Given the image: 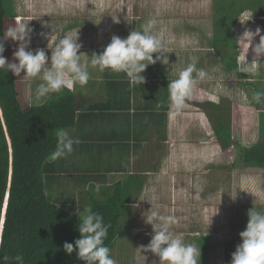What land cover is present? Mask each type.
Returning <instances> with one entry per match:
<instances>
[{
	"label": "rangeland",
	"instance_id": "rangeland-1",
	"mask_svg": "<svg viewBox=\"0 0 264 264\" xmlns=\"http://www.w3.org/2000/svg\"><path fill=\"white\" fill-rule=\"evenodd\" d=\"M253 2L235 0L228 13L234 14L240 6L252 7ZM11 5L12 13L6 12L9 27L28 22L32 29L28 50L34 52L41 48L49 58L52 52L49 47H54L57 38L65 34L78 31L80 52L84 53V48L104 49L113 35L125 38L131 31L141 30L147 20L155 19L154 32L162 36L172 52L169 66L173 67L174 76L192 63L206 71L207 77L198 80L191 98L179 110L183 117L178 116L180 121L175 122L173 137L167 140L169 158L157 175L147 180L142 196L149 202L138 201L136 209L131 207L133 202L127 201L121 206L110 255L115 264H153V261L158 264L159 257L142 252L147 257L145 261L139 249L154 234L152 226L144 222L143 213L158 211L165 217L175 218L172 230L182 233L186 243L201 248L199 238L206 237L207 249L204 259L201 250L200 264H230L238 244L229 248L227 242L241 238L239 233L246 228L249 209L264 212V171L240 168L235 149H225L215 135V113L222 110L236 144L264 141V101L256 103L252 99L255 92H264V55L253 62L255 72L242 73L238 58L243 53L236 45V39L246 28L255 31L259 27L260 35H264V16L258 11L264 7V1L257 10L248 8L237 13L231 27L232 47L221 45L217 39L213 0H12ZM245 13L252 14V18L241 24L238 18ZM259 39L260 36L253 39L246 55L249 63L256 58L252 47ZM16 47H11V62H18L13 61ZM233 54L238 65L236 72L227 69L224 63ZM85 59L81 54V63L87 64L91 71L93 66ZM23 75L22 71L20 77L16 76L21 105L41 104L51 96L52 93L35 100L33 92L43 81L40 77L25 79ZM209 95L217 97L218 102L209 100ZM225 164L232 167L227 168ZM85 175L81 170H70L54 181H46V193L69 212L70 221L79 220L77 207L82 211L90 206L89 192L97 195ZM241 178L246 179L249 192L239 189Z\"/></svg>",
	"mask_w": 264,
	"mask_h": 264
},
{
	"label": "trees",
	"instance_id": "trees-1",
	"mask_svg": "<svg viewBox=\"0 0 264 264\" xmlns=\"http://www.w3.org/2000/svg\"><path fill=\"white\" fill-rule=\"evenodd\" d=\"M11 1L0 0V39L9 28L6 12L12 13ZM262 1L254 0L250 4L252 7L240 6L237 12L229 15L228 8L235 0H213L214 30L221 45H234L231 27L237 13L248 8L257 10ZM258 11L264 16V7ZM4 44L3 55L11 62V47L17 46L18 42L8 38ZM224 63L227 69L238 70L236 54L230 56L228 62L224 59ZM16 81L11 71L0 70V232L3 239L0 260L5 254L10 257L19 254L24 257V264H85L78 259L75 245L71 254L63 249L65 242L74 244L80 238L77 230L79 220L70 221L69 212L53 201L45 190L50 166L48 157L57 143L55 133L60 128L68 129L75 124L74 94L64 89L60 93H52L41 104L23 106L18 99ZM210 104L220 108L213 102ZM219 112L221 114L215 113V135L224 148L235 149V159L240 168L264 171V141L254 142L250 147L236 144L222 110L219 109ZM225 166L230 168L232 164ZM125 202L120 182L103 190L100 198L91 196L89 199L92 210L103 216L105 224L111 225L105 240L110 249L118 232L121 206ZM241 242L238 238L228 241L227 246L231 248ZM199 243L204 259L206 237L199 238Z\"/></svg>",
	"mask_w": 264,
	"mask_h": 264
},
{
	"label": "clouds",
	"instance_id": "clouds-1",
	"mask_svg": "<svg viewBox=\"0 0 264 264\" xmlns=\"http://www.w3.org/2000/svg\"><path fill=\"white\" fill-rule=\"evenodd\" d=\"M251 18L252 14L245 13L238 19L241 24H244ZM114 21L118 23L119 19H114ZM156 23L155 19H149L142 25V30L135 29L125 38L113 35L110 43L100 54H92L91 65L98 67L100 71L110 69L117 73L123 72L133 85H143L145 77L142 73L148 65L155 64L157 61L168 63V58L165 55L169 52L168 48L162 36L154 32ZM31 32L32 29L28 26V22H18L6 29L3 38L0 39V70L6 73L11 71L17 77H20L23 71L25 79L40 77L43 82L39 83L33 92L35 100L46 98L51 93H60L64 89L74 91L77 84L83 87L88 83L90 73L87 70L88 65L81 63V44L78 42V31L58 37L54 47H49L48 44V47L52 49L50 58L41 48H37L34 52L28 50L31 43ZM260 33L259 27L255 31L246 28L236 39V45L243 53L238 58L239 71L242 73L255 72L256 65L253 62L259 61V57L264 55V35H260ZM256 36H260L259 43L252 47L256 58L249 63L246 55ZM8 38L18 42L13 52V61L18 62H10L3 55L5 52L4 41ZM154 53L157 54L155 58L153 57ZM193 73H196V77L193 76ZM206 77V71L198 69L195 63H192L180 70L177 78L168 83L170 100L175 109L170 114V118H174L175 114L183 107L185 100L191 98L198 80L202 81ZM208 99L218 102L214 95H209ZM252 99L256 103H261L264 101V92H255ZM245 101L247 102L246 97ZM55 135L56 148L50 153L49 161L66 158L73 152V146L80 143L79 139L71 134L70 129L60 128ZM245 146L250 147V145ZM239 189L249 192L245 178H241ZM94 190L98 192L100 186L95 185ZM136 200L148 201L143 196ZM5 204L6 202H4L3 210ZM131 207L136 209L139 207V203H134ZM75 212L79 217L77 230L80 233V238L76 239L74 244L65 242L63 244L65 252L71 254L75 245L78 259L84 261L85 264H115L110 255L111 250L105 244L111 225L105 224L103 216L94 212L91 206L82 208V211L77 207ZM143 218L146 224L152 226L154 233L150 242L139 248L145 261L147 257L142 252H151L159 257L158 264H200L201 248L195 244L186 243L182 233H174L172 230L173 224L176 223L174 217H165L158 211H151L147 215L144 212ZM239 235L242 242L231 254L230 264H264V212L257 211L255 208L249 209L246 228ZM2 247L3 239L2 232H0V248ZM13 262L14 264H24V257L19 254L14 257L5 254L0 260V264H13ZM153 264H157V262L153 261Z\"/></svg>",
	"mask_w": 264,
	"mask_h": 264
},
{
	"label": "crops",
	"instance_id": "crops-1",
	"mask_svg": "<svg viewBox=\"0 0 264 264\" xmlns=\"http://www.w3.org/2000/svg\"><path fill=\"white\" fill-rule=\"evenodd\" d=\"M103 50L84 48L81 54L90 64L92 54ZM168 51L167 64L157 61L147 66L142 73L143 85H133L123 72L87 69L88 83L83 87L77 84L72 91L76 120L68 128L80 143L73 146L66 158L50 161L48 182L70 170H81L87 174L89 187L100 186L96 196L88 193V199L100 198L105 186L120 182L124 200L138 202L136 199L145 193L147 180L157 175L169 158L167 140L173 137L175 122L183 117L178 112L180 115L176 113L170 118L175 109L167 86L177 77L169 66L172 52L169 48ZM92 180L96 182L91 183Z\"/></svg>",
	"mask_w": 264,
	"mask_h": 264
},
{
	"label": "water",
	"instance_id": "water-1",
	"mask_svg": "<svg viewBox=\"0 0 264 264\" xmlns=\"http://www.w3.org/2000/svg\"><path fill=\"white\" fill-rule=\"evenodd\" d=\"M2 220H3V216H2Z\"/></svg>",
	"mask_w": 264,
	"mask_h": 264
},
{
	"label": "bare ground",
	"instance_id": "bare-ground-1",
	"mask_svg": "<svg viewBox=\"0 0 264 264\" xmlns=\"http://www.w3.org/2000/svg\"><path fill=\"white\" fill-rule=\"evenodd\" d=\"M4 209H5V207H4Z\"/></svg>",
	"mask_w": 264,
	"mask_h": 264
}]
</instances>
